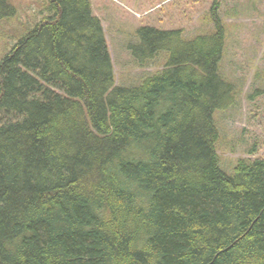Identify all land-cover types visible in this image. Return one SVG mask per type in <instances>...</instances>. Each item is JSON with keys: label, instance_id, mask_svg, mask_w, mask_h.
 <instances>
[{"label": "trees", "instance_id": "1", "mask_svg": "<svg viewBox=\"0 0 264 264\" xmlns=\"http://www.w3.org/2000/svg\"><path fill=\"white\" fill-rule=\"evenodd\" d=\"M217 11L191 38L139 29L135 61L168 58L127 88L91 0H44L0 63V264H264V158L219 155Z\"/></svg>", "mask_w": 264, "mask_h": 264}, {"label": "rangeland", "instance_id": "2", "mask_svg": "<svg viewBox=\"0 0 264 264\" xmlns=\"http://www.w3.org/2000/svg\"><path fill=\"white\" fill-rule=\"evenodd\" d=\"M17 16L0 20V63L18 40L43 17L44 0H10ZM105 29L117 84L139 86L166 65L168 55L139 65L131 46L143 27L181 29L187 38L213 28L210 14L217 4L227 28L222 77L236 87L233 107L215 114L220 131L219 155L227 173L241 159L264 158V0H91ZM255 148L256 153H252ZM254 155V157H252Z\"/></svg>", "mask_w": 264, "mask_h": 264}]
</instances>
